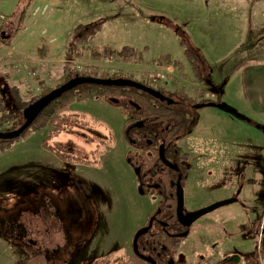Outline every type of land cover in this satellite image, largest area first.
<instances>
[{"label":"rangeland","instance_id":"obj_1","mask_svg":"<svg viewBox=\"0 0 264 264\" xmlns=\"http://www.w3.org/2000/svg\"><path fill=\"white\" fill-rule=\"evenodd\" d=\"M77 2L75 12L81 16V24L88 26L83 30H88L86 39L80 46L77 30L68 36L72 28L67 25L60 35L68 39L65 48L45 55L56 58L52 65L42 57L48 73L42 78L54 87L87 70H98L132 76L133 81L154 90L162 88L167 94L181 90L172 99L180 103L179 109L190 112L193 124L175 144L189 153L192 164L182 187L184 209L194 212L237 198L236 203L191 225L174 263L233 264L223 260L234 256L239 264H264V133L217 108H194L211 103L209 96L214 101L237 103L227 96L236 91L241 65L258 49L255 45L239 48L241 39L249 44L255 34L246 10L241 14L214 0H180L177 5H163L158 0H93L88 7L84 0ZM48 10L46 5L20 3L11 14L15 18L12 25L0 28V42L21 47L13 64L0 51V60H6L0 68V96L7 111L16 108L12 88L24 102L33 97L28 85L8 71L14 64L40 58L36 52L42 44L35 48L33 41L46 40L40 31L31 34L30 40L22 35L16 44L10 38L16 31L20 35L26 25L37 26ZM22 11L24 22L20 24L17 20ZM169 15L187 26L177 23L179 33L170 32L160 25L161 18ZM95 27L99 31H92ZM206 28L213 34L181 33ZM123 48L134 54L122 60ZM190 52L196 67L188 60L186 53L191 57ZM29 53V61H22ZM162 57L169 64L159 59ZM76 68L81 69L79 74ZM68 72L77 76L68 78ZM153 74L158 75L155 81L150 79ZM141 111L126 96L74 102L56 111L43 128L35 130L34 126L0 148V264H21L35 250L44 254L46 264H119L129 258L135 233L147 224L159 200L155 191L140 194L127 162L134 152L125 129L138 120L136 113ZM20 117L0 129L18 128L23 123L22 114ZM202 235L216 242L201 246Z\"/></svg>","mask_w":264,"mask_h":264},{"label":"crops","instance_id":"obj_2","mask_svg":"<svg viewBox=\"0 0 264 264\" xmlns=\"http://www.w3.org/2000/svg\"><path fill=\"white\" fill-rule=\"evenodd\" d=\"M78 0H0V15L5 16L6 21L3 23H0V28L6 26V25H12V22L15 18L11 17L13 13H15V10L18 8V5L20 3L25 2L27 3V6L29 4H42L48 6L49 10L44 16H42L39 20V24L37 26L30 27L26 25V28L23 29V31L20 32V35L16 31L13 36H9L12 43L16 44L18 38H23L26 35L28 36L27 40H30L31 34L38 33L40 31L43 35L42 43H40L38 40L33 41L35 44V48L37 49L36 56L37 57H45V55L52 53V51L62 50L64 49L65 43L68 41L67 37L62 38L60 35L64 34L63 29L67 28V25H70L72 28V31H70V35L74 32V30L79 27L83 26L84 28H88V26L81 24V16L75 12L76 10V4ZM83 1V0H82ZM93 0H84V4L86 7H88ZM161 2V4L169 3L177 5L180 0H158ZM204 1V0H203ZM216 3L223 4L226 6H231L235 11L240 10L242 11L241 14H243V11L246 10V18L248 21L252 22L251 24L254 25V32L252 36V41L249 44H246V41L241 39V46L239 47L241 50L248 49L247 46L255 45V49L253 50V54L250 55L248 58V61H246L244 64H242V69L236 79H239V83L236 86V91L234 94L231 95L229 92L227 98L233 97L237 103H232L231 101H227V103H222L217 101H214L209 96L207 98L208 102H215L220 104H225L227 106H230L232 109L240 113L241 115L245 116L249 121L245 122L249 124L251 127H254L256 131H260L264 133V0H214ZM201 2V1H200ZM40 6V5H39ZM163 8V6H162ZM216 8V7H215ZM27 10V9H26ZM14 11V12H13ZM22 11L20 13V16L18 17L17 22L19 21L20 24L24 22V15ZM166 12L169 13V9H166ZM240 15V20L244 19ZM87 18V17H86ZM77 19V20H76ZM162 27L167 28L170 32H178L179 25L177 23H183V22H177V18H172V16H166V18L162 17ZM167 20H170L168 22ZM18 23V24H19ZM19 24V25H20ZM36 24V23H35ZM184 26H187L185 23H183ZM247 23H245V33H247L249 39L250 37V28L248 27ZM250 27V25H249ZM188 29V27H187ZM178 30V31H176ZM195 30V29H193ZM3 33V32H1ZM5 33V32H4ZM23 33V34H22ZM179 33V32H178ZM182 34H192V35H210L213 34L210 32L208 28L204 29L203 31H193L191 32L188 30L187 32L181 31ZM16 34H18L16 37ZM1 36V35H0ZM48 36V38L46 37ZM39 39V37L37 38ZM206 46L204 45L202 49H204ZM9 48V49H8ZM21 47L18 45L8 47L2 40L0 42V51L4 53L9 60L11 64H13L12 58L16 57L17 55H20V49ZM6 49V50H5ZM36 50V49H35ZM44 52V53H43ZM48 52V53H47ZM43 53V54H42ZM31 54H25V56L21 59L22 61H29L28 58H31ZM43 55V56H42ZM45 57L48 62L49 66L53 63V58L56 59L54 56L50 60L49 58ZM58 57V56H57ZM6 61V60H5ZM55 61V60H54ZM8 62V61H7ZM237 83V80H236ZM230 91L229 89H227ZM210 95L215 94L214 91H209ZM239 120V119H238ZM240 122H244L239 120ZM43 192L39 191L38 193ZM47 192H51L50 189H47ZM44 193V192H43ZM216 241L209 239L206 235H202L200 238V244L201 246H204L205 244L213 245ZM216 246V245H215ZM193 250V248H192ZM190 253V250L189 252Z\"/></svg>","mask_w":264,"mask_h":264},{"label":"flooded vegetation","instance_id":"obj_3","mask_svg":"<svg viewBox=\"0 0 264 264\" xmlns=\"http://www.w3.org/2000/svg\"><path fill=\"white\" fill-rule=\"evenodd\" d=\"M157 91L172 101L168 104L167 102L153 98L158 101V111L161 110L160 106L173 108L176 111H179L181 115H185V121L190 123V112L179 109L178 105L180 103L172 99V96H175L177 93H173L174 95L167 94L162 88H158ZM137 119L138 120H134V122L126 126L125 129L126 140L130 148L133 149L132 152H134L127 162L132 166L133 173L138 180V190L140 194L149 195L150 192H157L159 200L157 209L149 217L147 224L144 226H148L149 221L152 220L151 228L145 235H142L139 238L137 244L138 253L144 256L147 260H143L134 254L132 244L129 257L134 255L140 259L143 264H175L173 258L180 250L181 241L183 240V238L175 236L184 233L187 229H184L178 223L175 213V219H173L169 211L172 209H174V212L176 211L178 179L181 178L180 185L183 187V184L187 181V176L189 175V168L190 166L192 167V164L189 161V153L183 151L175 144L182 139L187 131L183 132V134H175L170 137L172 131L175 129V123L171 122L167 128L163 129L158 123L152 121L151 118L146 117L145 113L140 117L138 116ZM160 154H163L166 162L175 168L172 169L167 163L163 162V158ZM187 163H190V165ZM159 238L172 239L174 240V245L179 241V247L176 253L170 255L169 252H163L161 248L159 249ZM33 252L44 256L41 251L35 250ZM237 260L236 257L231 256L225 258L223 263L239 264V262L237 263ZM205 264H207V262Z\"/></svg>","mask_w":264,"mask_h":264},{"label":"trees","instance_id":"obj_4","mask_svg":"<svg viewBox=\"0 0 264 264\" xmlns=\"http://www.w3.org/2000/svg\"><path fill=\"white\" fill-rule=\"evenodd\" d=\"M24 13V12H23ZM83 27V26H82ZM81 26L76 28V35H77V41L80 44V46L83 44L84 40L86 39L85 34L87 33L84 32L86 29H82ZM84 30V31H83ZM94 32L99 31L98 27L93 28ZM181 46H183V43L181 42ZM191 51V50H190ZM110 52V51H107ZM191 53V52H190ZM134 52L132 50H129L127 48H123L120 51V56L122 60H125L127 57L132 56ZM188 55V60L190 61L191 64H193L194 67H196V62L195 58ZM95 57V55H94ZM167 57H162L159 58L161 61H165V63L169 64V60L166 59ZM175 68H180V64L175 63L174 64ZM68 78L72 77L74 74L71 72H68ZM77 76V75H74ZM73 76V77H74ZM82 76H90V77H95V78H125V79H130L134 80L132 76H124L122 73H114V74H109L108 72H101L99 73L98 70H87L85 73H83ZM142 84L151 87L148 84H145L141 82ZM62 84V83H61ZM60 84V85H61ZM60 85H57L56 88ZM173 85H177V83L174 81ZM53 89L48 88L47 86H43V90L41 94L33 99H31L28 102H24L21 99V96L19 95L18 91L16 88H12L10 95L13 98V102L15 105V110L7 111L4 108V99L0 96V127L6 124L8 121L11 119H21V114L25 107L29 105L30 103L36 101L37 99L41 98L42 96L46 95ZM181 93V90L175 91L174 93ZM99 96H116V97H129L135 102H137L138 106L140 109L143 111V113L146 114V117H149L152 119V121H155L158 123L162 128H167L169 126V123L173 122L175 123V129L172 131V135L175 134H182L184 131H189L192 127L193 124H190L185 121L184 116L179 113V111H176L173 108L165 107V106H160L161 110L158 111V101L154 100L153 98L147 96L146 94L134 90V89H129V88H115V87H101V86H94V85H85V86H79L75 88L72 91L67 92L54 102H52L39 116L38 118L34 121V123L29 127V129L34 128L35 130L41 129L45 126L46 123L52 120L54 114L56 111L59 110H64L66 109L69 105L73 104L74 102L78 101H84L88 99H93L95 97ZM142 111L136 113L137 115L142 116ZM15 127H12L10 129H0V132H7L8 130H14ZM29 129H27L22 135H26L29 132ZM171 131V130H170ZM21 135V136H22ZM10 141H0V148L5 147L8 145ZM170 215H172V218H174V209L169 211ZM151 243V241H150ZM179 247V241L174 245V240L172 239H167V238H159L158 239V248L163 250V252H169L170 255H174ZM21 264H46V258L36 252L31 253L30 257L26 261H24ZM119 264H143V262L135 257L134 255H131L126 261L121 262Z\"/></svg>","mask_w":264,"mask_h":264},{"label":"water","instance_id":"obj_5","mask_svg":"<svg viewBox=\"0 0 264 264\" xmlns=\"http://www.w3.org/2000/svg\"><path fill=\"white\" fill-rule=\"evenodd\" d=\"M85 85H94V86H101V87L133 88L137 91L143 92L151 96L154 99L167 102L168 104L172 102L168 98L164 97L157 90H154L146 85H143L137 81H133L130 79H124V78L103 79V78H95V77H90V76H77V77L69 79L65 83L61 84L57 88L47 93L46 95L42 96L41 98L27 105L22 112L23 123L14 130L7 131V132H0V141H12V140L18 139L27 129H29V127L34 123V121L38 118V116L52 102H54L55 100H57L58 98L66 94L67 92L72 91L79 86H85ZM204 107H214L220 111L233 115L239 120H242L245 122L249 121L245 116L241 115L240 113H238L237 111H235L234 109H232L231 107L225 104L207 103V104H199V105L194 106L195 109H201ZM160 156L163 158V162L167 163L163 154H160ZM168 166L172 169L175 168L174 166H171L170 164H168ZM180 179L181 178H179L177 182L175 215H176L178 223L184 229H187V231H185L182 234L176 235L175 237H178V238L186 237L188 235V230L191 227V225L194 222H196L199 218H201L202 216L220 207L227 206V205L237 202V198L233 197L231 199L215 203L201 210H197L194 212H187L184 209V196H183L182 186L180 185ZM151 225H152V220L149 221L148 226L141 228L136 232L133 238V241H132V248H133L134 254L143 260H147V259L138 253L137 244H138L139 238L142 235H145L149 231V229L151 228Z\"/></svg>","mask_w":264,"mask_h":264},{"label":"built area","instance_id":"obj_6","mask_svg":"<svg viewBox=\"0 0 264 264\" xmlns=\"http://www.w3.org/2000/svg\"><path fill=\"white\" fill-rule=\"evenodd\" d=\"M5 21V16L0 15V23H3ZM5 62L6 61L3 58L0 60V68L4 66ZM46 68L47 61L43 60V58H36L32 60V63L21 62L18 64H14L11 66V69L8 72L10 75L18 78L19 80H22L28 85V92L32 93L31 95L33 96V99L41 94L43 86H47L50 89L56 88V86L52 87L50 83L47 84L46 78H42L43 75L45 76L48 74L47 72H45ZM76 71L79 74L81 72V69L76 68ZM157 77L158 75L153 74L150 76V79H153V81H155V78Z\"/></svg>","mask_w":264,"mask_h":264}]
</instances>
